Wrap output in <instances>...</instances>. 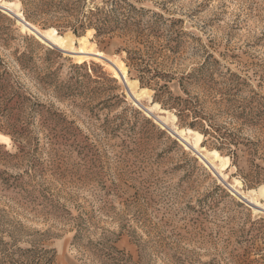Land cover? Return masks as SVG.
I'll return each mask as SVG.
<instances>
[{
	"label": "rangeland",
	"instance_id": "obj_1",
	"mask_svg": "<svg viewBox=\"0 0 264 264\" xmlns=\"http://www.w3.org/2000/svg\"><path fill=\"white\" fill-rule=\"evenodd\" d=\"M5 1L0 264H264V0Z\"/></svg>",
	"mask_w": 264,
	"mask_h": 264
},
{
	"label": "bare ground",
	"instance_id": "obj_2",
	"mask_svg": "<svg viewBox=\"0 0 264 264\" xmlns=\"http://www.w3.org/2000/svg\"><path fill=\"white\" fill-rule=\"evenodd\" d=\"M14 6L17 7V4H15L14 2H8V1H5V0H0V8L2 10H4V11L8 12V13H12L13 11L14 12L16 11V10L13 9ZM19 16H21V15H19ZM22 19H19L18 22L23 26V28L25 30L31 32V29H33L36 32H39L42 36H44L46 38V40H48V42H50V44L56 45V46H58L62 50H65V51L66 50H68V51H74L75 50L74 47H73V39H68V38L66 39L64 37H61L60 35H58V33L56 32V30H54V29H50L48 31H40L35 26H33L32 24H30L26 20H24V18H22ZM79 41L81 43V48H80V50H78V55L75 58H77L78 60L82 61L85 58H87L89 56H92V57L96 58V60H105L106 62H108L109 64H111L113 67L115 66L116 62L115 63L112 62L110 60V58H108V57H106L104 55V53H102V52H95L94 49H93V47L89 48L86 37L81 38ZM123 73L125 75V70L123 71ZM127 83H128V85L130 87L132 86V83L131 82L127 81ZM133 93H134V95H133L134 97L133 98H134L135 104L138 105V106L141 105V102H140V97L141 96H140V94H135V92H133ZM141 93L142 94H145L143 92H141ZM143 108H145L147 110V112H149L151 114V113H153L157 109V106H154V107H151V108L150 107L149 108L143 107ZM157 117L158 118H156V119H158V120H162L164 122L166 121V119L163 118L162 116H157ZM172 120L175 121L176 120V117L175 116H172ZM177 138L179 140H181V141L189 142L187 136L185 135V133L183 131L182 132H179L177 134ZM200 141H201V137H198L197 141L194 144V147L195 148H199ZM199 156H202V155L199 154ZM218 158L220 159V157L218 156L217 152H215L214 155H213V159L212 160L214 161V160H217ZM210 162H212V161H210ZM227 167H228V164L225 163L221 168L222 169H226ZM222 169H220V173L222 172L221 171ZM223 178H224L223 180L226 182V180H227L226 177L223 176ZM227 184L229 185L230 188H232L233 190H236V192H239L240 193V191L237 190L238 188H240V182H237L235 184H229V183H227ZM256 193L262 198V200H263L262 203H260L259 201H257V199L255 198V196H253V195L247 196L246 198L249 199L250 202H252V203L254 202V204L256 202V205L258 204L260 206L257 210L260 211V212H262V213H264V186L260 190H258Z\"/></svg>",
	"mask_w": 264,
	"mask_h": 264
},
{
	"label": "water",
	"instance_id": "obj_3",
	"mask_svg": "<svg viewBox=\"0 0 264 264\" xmlns=\"http://www.w3.org/2000/svg\"><path fill=\"white\" fill-rule=\"evenodd\" d=\"M15 17H16V19H17V21L19 20V19H22L21 17H19V16H17V15H15ZM23 20V19H22ZM31 32H32V34H34L35 36H37L39 39H41L42 41H44V42H46V43H49L50 44V42H48V40H46V38L44 37V36H42L39 32H36L35 30H33V29H31ZM76 52H73V53H70V54H75ZM119 74H120V76H121V78H122V74L119 72ZM122 80H123V78H122ZM134 99V98H133ZM147 111V110H146ZM149 113V112H148ZM174 134L177 136V134L174 132ZM194 152H196L195 151V149H194ZM202 158V157H201ZM223 182H225L224 180H223V178H220ZM225 184H226V186L239 198V199H241L244 203H246L247 205H249V206H251L252 208H254V210H257L260 206L259 205H256V204H254V203H252V202H250L249 201V199H247L245 196H243L241 193H239V192H236V190H233L232 188H230L229 187V185L225 182Z\"/></svg>",
	"mask_w": 264,
	"mask_h": 264
}]
</instances>
